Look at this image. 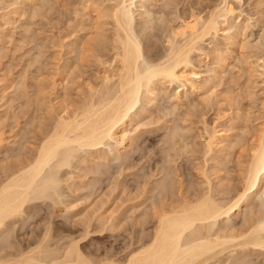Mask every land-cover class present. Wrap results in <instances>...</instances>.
<instances>
[{
	"label": "rangeland",
	"instance_id": "obj_1",
	"mask_svg": "<svg viewBox=\"0 0 264 264\" xmlns=\"http://www.w3.org/2000/svg\"><path fill=\"white\" fill-rule=\"evenodd\" d=\"M120 1L0 0V181L35 157L58 116L67 119L80 111L103 77L119 69L113 20L100 16ZM227 2L234 11L227 27L219 24L218 33L207 36L191 56L194 70L201 74L200 89L191 93L163 82L155 85L154 97L142 95L122 133L128 139L126 148L109 140L75 153L72 165L57 173L58 197L25 204L22 216L1 228L0 259L7 261L11 254L13 258L14 252L26 254L48 238L52 250L72 242L86 257L120 264L152 233L157 208L167 210L182 199L192 200L206 190L204 182L216 198L241 193L251 136L264 117V0ZM220 3L134 0L132 34L144 60L162 59L174 29L195 15L207 18L222 7ZM233 36L234 44L229 40ZM218 54L224 63L211 83ZM214 131L229 137V144L224 151H219L221 145L207 153ZM260 190L215 228L241 233L245 225L263 218L264 178ZM247 255V264L264 263L261 250Z\"/></svg>",
	"mask_w": 264,
	"mask_h": 264
},
{
	"label": "bare ground",
	"instance_id": "obj_2",
	"mask_svg": "<svg viewBox=\"0 0 264 264\" xmlns=\"http://www.w3.org/2000/svg\"><path fill=\"white\" fill-rule=\"evenodd\" d=\"M220 1L222 7L212 10V14L207 18L193 15V19L183 22L178 28L175 27L176 29L171 32L168 40L167 45L169 47L166 55L162 56L159 61L152 60L151 63L144 60L143 48L135 35L132 34L133 9L136 7L134 0H121L111 11L102 12L100 17L107 18L110 16L115 26L113 49L115 50V62L119 65V69L115 73L103 77L101 84L96 86L98 88L94 90L83 108L78 107L80 111L74 115L70 114L73 117L66 116V119L64 116H62L63 118L58 116L55 126L53 129L51 127L52 131L47 134L48 136L46 135L47 137L38 147L39 149L32 160L19 165L18 168L15 166L16 169L13 168L14 171H10L9 174L5 172L8 175L5 176V174L4 181H0V232H2L1 228L5 227L8 222L22 216L21 214L25 212V208L23 209L25 204L41 199L52 200L55 198L53 196L59 195L57 192L59 190L56 189L61 182L57 173L59 169L69 167V164L73 163L71 159L80 149L83 151V149L98 148L112 140L116 142L117 147L124 150L128 139L122 133H124L126 125L132 121V113L140 102L141 96L143 95L145 98L154 97L156 84L163 82L170 86L179 84L183 89H190L191 93L200 89L198 85L201 74L194 70L191 56L200 50L199 46L207 36L218 33L219 24L227 27L229 17L232 18L234 14L232 7L227 2L228 0ZM141 8H144V5H141ZM96 31L102 30L97 29ZM227 32H225V36H227ZM235 39L234 36L230 37V43L234 44ZM89 45L91 46V44ZM218 55L216 67L211 70V83L219 77L218 74L222 70L221 64L224 63V59ZM261 68L264 77V59H262ZM260 126V129L253 130L256 133L251 136L252 142L251 140L250 142L252 144L249 143L248 149L251 153V159L248 167L246 166V174L243 176L245 182L241 193L232 198L228 196L227 200L224 199L226 196L222 198L221 192L222 196L216 198L209 182H204V184L207 183L206 190L203 189L204 191L195 194L192 200L182 199L183 202L180 205L173 207L171 204L173 208L170 207L167 210L162 209L160 211L157 208L158 211L153 214L155 226L152 233L145 242L142 243L141 241L140 247L138 246L139 248L130 252L127 259L120 264H244L250 258L247 255L250 250L253 252L257 249L264 252V217L258 218L250 224L248 222L247 225L244 224L247 229L241 233L239 231V233L234 234L230 228L227 230L228 227L218 228V230L215 228L217 223L224 219L228 220L231 215L238 212L241 204L250 197L248 195L252 196L262 188L264 178V117ZM221 131H214L209 135L206 144L207 153L221 145L224 146L220 147L219 151L227 149L229 137L224 136ZM231 147L228 149L231 150ZM206 176L204 174L203 177L206 178ZM4 177L1 176V178ZM219 190L218 192H220ZM218 192L217 194L221 195ZM158 194L161 192L159 191ZM47 235L46 233L45 237H49ZM47 239L41 240L38 245L36 243V247L30 249L27 247L30 251L26 254L19 251L23 254L14 252L16 255L13 254V258L12 254L9 255L12 259L6 257L8 258L7 261L1 258L0 264H116L115 262L95 261V258L93 260L88 256L87 258L80 252L78 245L72 242L71 244L67 243L66 247L61 246L60 249L52 250L46 244ZM238 252L241 254L240 257H237ZM16 256L17 258H15Z\"/></svg>",
	"mask_w": 264,
	"mask_h": 264
}]
</instances>
